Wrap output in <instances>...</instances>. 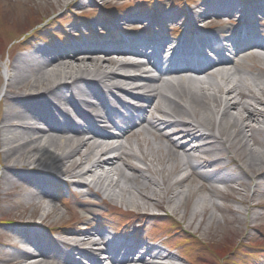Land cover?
Wrapping results in <instances>:
<instances>
[{
  "label": "bare ground",
  "instance_id": "1",
  "mask_svg": "<svg viewBox=\"0 0 264 264\" xmlns=\"http://www.w3.org/2000/svg\"><path fill=\"white\" fill-rule=\"evenodd\" d=\"M45 1L54 12L53 0ZM68 4L79 8L85 1ZM198 8L191 18L204 24L186 29L188 38L158 31L156 37L137 34L118 42L68 44L69 49L35 46L10 56L1 99L0 186L11 207L22 205L12 197L24 199L42 211V227L60 211L50 188L59 177L55 171L96 200L126 210L142 206L150 213L147 206L172 204L186 211L195 198L191 215L203 217L206 198L199 194L219 209L213 201L224 195L219 184L237 191L230 183L259 180L250 198L238 199L245 209L229 208L235 218L228 220L232 227H256L249 219L264 206L257 200L259 193L264 197V30L248 21L243 28L226 23L246 9L255 18L264 16V0H205ZM127 17L150 20L137 13L121 20ZM214 24L219 28L212 29ZM85 220L79 218L83 227L61 226L56 238L6 233L11 242L0 251V264H82L75 254L79 244L94 251L83 253L91 264L101 263L103 249L113 264H182L179 255L127 235H110L103 248L106 231ZM221 224L214 219L209 227Z\"/></svg>",
  "mask_w": 264,
  "mask_h": 264
},
{
  "label": "rangeland",
  "instance_id": "2",
  "mask_svg": "<svg viewBox=\"0 0 264 264\" xmlns=\"http://www.w3.org/2000/svg\"><path fill=\"white\" fill-rule=\"evenodd\" d=\"M71 1L63 0L58 4L55 3L56 0H53V5L56 7L53 12L50 11L51 7L45 0H0V119L3 117L5 108L1 99L7 91L4 66L15 55L27 54L35 46L51 48L53 45H61L69 49L68 44L83 45L89 42L88 40L102 42L112 39L115 34L118 40L125 39L124 31L138 28V23L144 26L150 22L152 26L148 27H153L156 22L161 25L164 33L180 36V38L185 37L182 32L185 29L184 26L190 23L189 16L194 10H199L198 6L205 0H192L193 3H189V8L185 7L182 0H118L115 5L112 3L102 4L101 0H94V2L84 0L85 5L79 8L69 6L68 3ZM155 2H159V5L153 6ZM160 5L164 6L162 10L157 9ZM138 8L141 10L138 11L140 16L146 19L150 17L151 20L137 21L128 17L126 20H121L123 16L134 15ZM69 10L72 11L69 12ZM60 13H62L61 16H59ZM237 15L240 16L239 13ZM238 16L231 18V21L226 25L237 26L238 20H240ZM259 17L257 22L254 21L252 28L264 30V16ZM52 19L56 21L51 23L54 24L52 36H49L52 45H47L43 37L48 35L41 31H38L40 34L36 36H32V33L37 28L44 27ZM181 23L184 25L179 28ZM243 26L242 23L240 27ZM86 31L88 34L91 33L90 39H88L89 35L86 36ZM63 36L66 38H62ZM24 38H29L28 43L18 44L17 41H22ZM246 64L251 65L252 61L247 59ZM228 154L224 153L223 156L226 157ZM55 175L60 176L57 171H55ZM54 181L55 183L50 188L60 201L58 203L60 211L47 218L42 227L38 224L42 211L36 212L35 207L27 206L24 199L15 197L12 199L22 201V205L11 207L10 198L3 194L0 186V251L5 246H9L11 242L6 233L15 234L28 231L32 235L36 231L51 238L52 236L56 237V234L62 231L61 226L83 227L79 218H85L92 221L94 228H104L108 231L114 228L118 232L123 228L126 235L131 238L143 240L148 244L150 242V244L159 246L163 251L179 255V262L182 264H264V218L260 217L264 214V206L255 208L254 216L251 214L249 220L255 219V228H244L238 223L233 227L228 224V220L235 218L229 213V208L244 210L245 205L241 204L238 199L250 198L256 189V181L259 180L251 182L246 180L247 182L244 183L247 185L244 186H241L240 181L230 183L237 191L231 189L230 193H224L223 196H213V201L220 206L219 209L212 206L207 194H199L206 198V202L203 201L205 206H200L202 203L197 204L200 206V210L207 209L204 217L201 213L195 216L191 215L195 201L193 198L188 203L186 211L183 206L175 208L172 204H168L164 208L147 206L149 211L162 209V212L155 218L142 215L141 213L145 211L142 206L134 209L138 215L131 213L133 209L130 214H126L125 205L121 207L120 203L111 204L96 200L94 194L87 191L86 188L78 189L65 181ZM220 186L225 189L228 187L223 184ZM257 200L263 203L264 197L259 193ZM139 203L141 204V202ZM112 206L116 209L113 210ZM86 208H91L92 212H87ZM212 216L214 218L211 220ZM214 219L222 222L221 228L209 227V223ZM14 239L20 240L21 238L17 236ZM158 239L164 240V242L162 243ZM234 247L236 251L232 252ZM7 248L14 250L13 247ZM103 262L110 264L107 261Z\"/></svg>",
  "mask_w": 264,
  "mask_h": 264
}]
</instances>
